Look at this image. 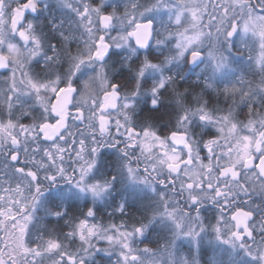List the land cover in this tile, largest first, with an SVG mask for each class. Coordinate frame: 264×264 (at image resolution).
Returning a JSON list of instances; mask_svg holds the SVG:
<instances>
[{"label":"snow or ice","instance_id":"1","mask_svg":"<svg viewBox=\"0 0 264 264\" xmlns=\"http://www.w3.org/2000/svg\"><path fill=\"white\" fill-rule=\"evenodd\" d=\"M40 3L0 0V70L9 73L2 97L8 123L0 120V127H8L13 113L22 108L14 103L22 95L32 98L41 110L39 119L31 123L16 120L23 138L16 133L11 140H0V264H43L46 258L52 264H87L89 257L113 251L116 264H199L204 238L221 246L223 258L215 264H230L241 252L252 264H264V214L257 219L253 210L264 207V140L246 160L233 161L232 140L238 137H230L235 128L251 134L255 143L257 136H264V112H253L249 103V120L242 124L230 112L210 108L206 100H189V88L180 91L178 84L184 75L172 70L182 63H203L208 73L203 87L212 89L214 77L231 65L230 55L224 53L232 54L235 48V55L246 58L254 79L238 75L225 91L239 94L241 101L258 100L264 107V0H151L146 5L127 0L122 11L115 6L109 11L106 0H61V7L74 13L77 31L52 22L59 40L51 43L28 18L38 13ZM153 12L166 15L167 24L154 28L153 20L146 18ZM152 46L161 53L158 60L149 51ZM113 49L125 51L123 67L130 73L131 90L109 76ZM41 58L44 69L60 64L67 68L62 74L49 72L46 78H38L28 69ZM86 66L92 71L77 85L74 81L85 75ZM66 92L75 101L71 106L75 112L69 114L74 131L52 107ZM42 97H48L46 104ZM166 98L175 112L173 129L161 135L150 120L137 122L139 101H144L149 113H158ZM30 115L22 113L25 119ZM194 121L215 129V135L197 139L192 134ZM57 125L62 126L49 136L46 129ZM105 148L119 154L114 174L95 178ZM170 157L176 158L177 166L169 162ZM118 177L152 188L156 204L148 215L132 224H105L90 219L96 215L92 207L82 217L67 216L62 207L49 209L48 216L68 226L60 235L78 239L80 248L65 250L57 235L32 238L37 202L48 186L63 181L95 202L110 193ZM254 199L262 203L253 204ZM205 205L215 209L214 220H206L203 213L210 209ZM117 211L124 213L123 203ZM156 223L170 229L167 242L156 248L136 246L135 241ZM93 240L104 241L107 247H96ZM181 240L188 241L197 254H181L176 246Z\"/></svg>","mask_w":264,"mask_h":264},{"label":"trees","instance_id":"2","mask_svg":"<svg viewBox=\"0 0 264 264\" xmlns=\"http://www.w3.org/2000/svg\"><path fill=\"white\" fill-rule=\"evenodd\" d=\"M140 2L141 4L146 5L150 3L151 0H140ZM44 3L45 2L40 3V6L42 7V9L38 11L40 15L33 21L37 24L38 29L46 40L49 42H57L59 40L57 33L52 30V22L61 23L63 29L66 31L71 30V28L76 29L74 13L59 6L56 0H49L47 3L48 5H44ZM126 3L127 0H121L119 3L110 5L107 8L111 10V8L115 6L118 10L122 11ZM148 19L153 18L152 16H149ZM154 23L155 28L158 29L156 20ZM117 30L119 29L117 28ZM149 51L151 53L152 49L150 48ZM124 55V50H112L108 68L109 76L113 77L116 82L120 83L123 89L133 86L130 73H128V70L123 67L122 58ZM133 59L136 58L134 57ZM132 66L135 67V65ZM183 81L185 82L184 86L189 88V92L186 94L189 100L191 97L205 100V95H202V89L197 82L188 78H185ZM150 82L151 80H149V83ZM149 86L150 85H148V87ZM179 86L180 91H184L185 87H181L182 85ZM207 93L208 92L206 91V94ZM220 97L222 98L220 101L221 104L216 107H218L220 111L222 110V112H229L232 107V99L234 96L226 91H222L220 95H215L213 98L218 99ZM209 99L210 98L207 97V101ZM190 102L194 104L195 99H192ZM235 102H238L239 106L242 105L239 95H235ZM138 104L139 107L135 117L138 123L143 120H150L161 135L168 133L174 128L175 112L173 106L167 104V98L165 99V106L158 113H149L144 105V101H139ZM208 105L210 108L216 109L211 102H208ZM192 134L197 139H208L209 137L215 135V129L210 126L205 127L199 121H194L192 124ZM101 151L103 153L102 158L104 163L97 169L95 178H103L114 174L116 158L119 155L116 150L112 148H105ZM65 167H68V163L65 164ZM143 167L144 164L141 163V171L143 170ZM155 187L158 191H163L161 186L157 185ZM61 195H63V199L60 198ZM54 197L55 203H53ZM121 203L125 206L124 213L117 211ZM155 204L156 194L153 192L152 188H147L143 185H131L125 177H118V179L114 182L110 193L99 202H94L93 198L88 195L83 196L71 185L63 181H58L57 183L48 186L47 190L41 193L35 209L37 221L33 226L31 235L33 239L40 234H43L45 238L50 235H57L60 237L65 250L69 252H77L80 248V241L78 239H65L62 235H60L63 232L68 231V226L63 220H57L54 217L48 216L47 212L49 209H59L62 207L66 211L67 216L82 217L87 208L92 207L96 215L94 218L90 219H94L97 222L105 224L110 222L120 224L121 222H124L132 224L139 221L145 215H148L150 210L155 207ZM205 207L210 209L207 213H203L206 220H214L215 209H213L211 205H205ZM170 235V229L167 226L156 223L148 229L143 237L138 238L135 241V244L140 248H144L145 246L156 248L157 246L167 242ZM93 243L99 248L107 247V243L104 241L93 240ZM176 246L177 250L181 254L187 255L190 252L197 254V250L188 241H177ZM222 247L227 248V246ZM79 254L80 253H78V255ZM221 258H223L221 246H214L208 243L207 238L202 239L197 257L199 264H215V261ZM117 259L118 257L115 251H113L110 255L100 252L93 257H89L87 264H116ZM43 264H52V262L49 258H46ZM230 264H252V261L250 257H247L241 252L232 257Z\"/></svg>","mask_w":264,"mask_h":264},{"label":"flooded vegetation","instance_id":"3","mask_svg":"<svg viewBox=\"0 0 264 264\" xmlns=\"http://www.w3.org/2000/svg\"><path fill=\"white\" fill-rule=\"evenodd\" d=\"M49 1V0H48ZM45 1V2H48ZM58 5L61 6V0H56ZM42 7L40 6L39 10H41ZM38 10V11H39ZM109 10V9H108ZM110 11V10H109ZM40 14H29L28 18L31 20H34L35 18H38L37 16H39ZM154 23V21H153ZM154 28H155V23H154ZM74 28H71V30L73 31ZM74 31H77V29H74ZM3 32V25L2 23H0V33ZM45 39V38H44ZM46 42H49L48 40L45 39ZM51 43V42H49ZM73 47H75V43H73ZM152 52L151 55L153 57L154 60H157L158 57L161 55L160 51L158 49H156L155 46L151 47ZM112 52V50H111ZM235 53V48L233 49V53L229 54V53H224L226 56L227 54L230 55V59H231V65L228 69H226L225 71H223L220 74H217L214 77V85L212 87V89H204L203 87V78L205 75H207L208 73L205 71V65L203 63H198L197 65H189L186 63H182L180 65H174L172 70L174 72H176L178 74V76L180 74H183L185 78L188 79H192L195 82H197L199 84V86L201 87V89L203 90V93L205 95V100L207 101V97H209L210 99L207 102H211V104L214 105V107H216L217 105L221 104V97L218 99H214L213 97H215V95H220V93H222V91H225V89L227 87H230L234 81L235 78L238 75H246L247 79L251 80L254 79V76L252 75V73L249 70V65L248 62L246 60L245 57L242 56H237L234 54ZM2 62V61H0ZM67 68V65L64 64H60V65H55L53 66L51 69H44L43 68V60L42 58L40 59V63L37 64L35 61L30 65V69H28L34 76H37L38 78H46L47 75H50L51 73L54 74H62L61 72ZM92 71V69L90 67H85L84 72L85 75L80 76L79 79H76L74 82L79 85L80 81L84 78H86V75L88 72ZM51 72V73H49ZM9 75L8 72L4 71V70H0V111H2V109H4L3 104H2V96L3 93L7 91V85L4 83V78L7 77ZM19 74H17V82H19ZM179 85H182L181 87H185V82L183 80L178 81ZM20 87H22V85H19ZM206 91L208 92L206 94ZM95 94V93H94ZM214 95V96H213ZM239 95V94H236ZM232 107L230 109V113H231V117L234 118L236 121L243 123H246L249 120V111H248V105L249 103L252 104V109L253 112L259 110L264 112V107L261 106V103L257 100V101H249L247 99L242 101V105L239 106L238 102H235V96L232 99ZM14 103L16 104H22V109H26L27 111H30L36 114L35 111L40 110L39 105L36 104L32 98L30 97H26L24 95H22L20 97V100L15 101ZM75 103V101H71L70 106L64 110V112L60 113V115H62L63 117H67L68 119V123L70 126V131H74L75 129L71 127L72 124H74L73 121H71L70 118V113H74L75 109L72 108L71 106ZM53 110H54V103L52 105ZM216 109H219L218 107H216ZM220 110V109H219ZM221 113H228V112H222V110L220 111ZM30 115L27 117V119H25V117H22L19 119V123L23 124V123H31L32 120H35V118H37L34 115ZM35 117V118H34ZM76 126H79L78 124ZM81 127H84L83 125H81ZM234 133L233 136L238 137V139H235V141L238 142V147H237V152H244L245 155H239V157L237 158L236 161L239 160H246L248 158V156L250 155V151L254 146H259V143L261 140H264V136H257L255 143L253 142V138L251 136V134L245 132V131H240L238 129H233ZM18 133H21V138H23V133L21 132V130L19 129ZM55 135V134H54ZM49 135V136H54ZM1 140V139H0ZM5 140V139H4ZM234 141V140H233ZM245 144H244V143ZM43 143V141L41 142ZM243 144L245 145L246 148H243ZM9 146H11L9 144ZM206 151V150H205ZM217 151L219 152V149H217ZM204 153H202L203 155ZM262 202L259 199H254L253 204H261ZM245 207H248V205H245ZM254 212H255V218H259L260 215L264 214V207L261 208H253Z\"/></svg>","mask_w":264,"mask_h":264},{"label":"rangeland","instance_id":"4","mask_svg":"<svg viewBox=\"0 0 264 264\" xmlns=\"http://www.w3.org/2000/svg\"><path fill=\"white\" fill-rule=\"evenodd\" d=\"M45 1H48V0H41V3L42 2H45ZM121 0H106V6L108 7V6H110V5H115V4H117V3H119ZM48 2H45L44 3V5H48L47 4ZM151 17L152 16V18L154 19V21L156 20V22H157V24H158V29H160V28H162L163 26H165L166 24H167V16L166 15H163L162 13H158V12H153V13H150V14H148L147 15V17L146 18H148V17ZM152 19V20H153ZM113 50H118V49H113ZM119 51V50H118ZM152 79V76L150 75L149 76V80H151ZM22 87H23V85H22ZM132 87L133 86H131V87H129V88H125L124 90H131L132 89ZM146 87H148V86H146ZM50 95V94H49ZM3 97V96H2ZM27 97V96H26ZM104 99L105 100H107L108 98H106V97H104ZM47 100H48V97H42V102L43 103H47ZM23 112H27V110L26 109H22V108H17V110L13 113V117H14V119H13V121L10 123V125L8 126V127H0V139L1 140H11L13 137H14V135L16 134V133H18V131H19V127L17 126V123H16V120L18 119H20V118H22L23 116H22V113ZM30 112V111H29ZM36 112V114L35 113H33L32 114V112H30L32 115H34V116H36L37 118H35V119H39V117H40V115H41V110H37V111H35ZM115 115V114H114ZM0 120H3V121H5L6 123H8V113L5 111V109H2V111H0ZM21 130V129H20ZM233 133H234V130L232 129V131H231V133H230V137L231 136H233ZM221 143H224L223 141H221ZM244 143V142H243ZM232 144H233V153H232V159H233V161H236L237 160V158L239 157V155H245V153L244 152H237V147H238V142L237 141H233L232 140ZM245 144V143H244ZM243 144V148L242 149H244V148H246L245 147V145ZM219 151H220V149H219ZM169 162L170 163H172L174 166H177L178 165V161L176 160V158L175 157H170V160H169ZM194 172H199V169L197 168V169H194ZM143 186H145V185H143ZM145 187H147V186H145ZM148 188V187H147ZM83 196L84 195H86V194H82ZM89 197H91L90 195H88ZM92 198V197H91ZM103 199H104V197H103ZM103 199H98V200H96L95 202H99V201H102Z\"/></svg>","mask_w":264,"mask_h":264},{"label":"water","instance_id":"5","mask_svg":"<svg viewBox=\"0 0 264 264\" xmlns=\"http://www.w3.org/2000/svg\"><path fill=\"white\" fill-rule=\"evenodd\" d=\"M153 26H154V23H153ZM71 101H72L71 92L61 93L54 102V111L57 112L58 114L64 112V110L70 106ZM61 126L62 125H57L56 128L49 127L46 129V131L48 135H52V134L54 135L56 134L57 129ZM178 139L180 143H183L182 138H178Z\"/></svg>","mask_w":264,"mask_h":264}]
</instances>
